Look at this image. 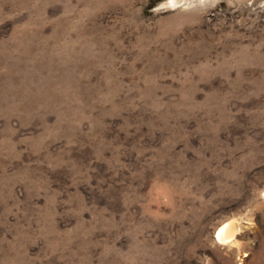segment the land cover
Returning <instances> with one entry per match:
<instances>
[{"label":"rangeland","instance_id":"obj_1","mask_svg":"<svg viewBox=\"0 0 264 264\" xmlns=\"http://www.w3.org/2000/svg\"><path fill=\"white\" fill-rule=\"evenodd\" d=\"M168 1L0 0V264H264V0Z\"/></svg>","mask_w":264,"mask_h":264},{"label":"bare ground","instance_id":"obj_2","mask_svg":"<svg viewBox=\"0 0 264 264\" xmlns=\"http://www.w3.org/2000/svg\"><path fill=\"white\" fill-rule=\"evenodd\" d=\"M181 0H169L167 3L171 7H175ZM241 233L240 226L237 220H230L228 222L220 225L214 233V241L222 246H229L232 248H237L239 250L242 248L241 244L237 242V239ZM219 234V235H218ZM246 254H244V257Z\"/></svg>","mask_w":264,"mask_h":264},{"label":"snow or ice","instance_id":"obj_3","mask_svg":"<svg viewBox=\"0 0 264 264\" xmlns=\"http://www.w3.org/2000/svg\"><path fill=\"white\" fill-rule=\"evenodd\" d=\"M219 235V234H218Z\"/></svg>","mask_w":264,"mask_h":264}]
</instances>
